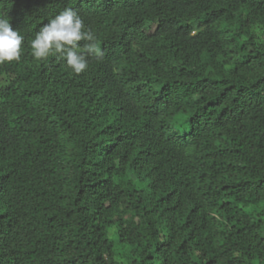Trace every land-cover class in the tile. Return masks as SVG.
Masks as SVG:
<instances>
[{
  "label": "trees",
  "instance_id": "16d2710c",
  "mask_svg": "<svg viewBox=\"0 0 264 264\" xmlns=\"http://www.w3.org/2000/svg\"><path fill=\"white\" fill-rule=\"evenodd\" d=\"M77 12L102 57L31 41ZM0 264H264V0H0ZM79 42V51L85 44Z\"/></svg>",
  "mask_w": 264,
  "mask_h": 264
},
{
  "label": "clouds",
  "instance_id": "9594fccd",
  "mask_svg": "<svg viewBox=\"0 0 264 264\" xmlns=\"http://www.w3.org/2000/svg\"><path fill=\"white\" fill-rule=\"evenodd\" d=\"M23 40L19 31L13 30L10 18L0 16V64L20 60ZM81 41L87 42L83 53L78 50ZM95 41L94 34L84 30V22L77 12L67 8L40 29L30 46L36 60L55 53L75 74H81L88 68V56H103Z\"/></svg>",
  "mask_w": 264,
  "mask_h": 264
}]
</instances>
